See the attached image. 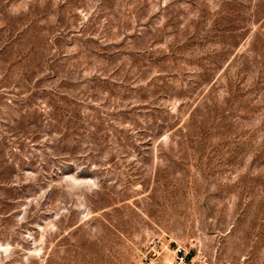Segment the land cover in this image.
<instances>
[{"label": "rangeland", "instance_id": "1", "mask_svg": "<svg viewBox=\"0 0 264 264\" xmlns=\"http://www.w3.org/2000/svg\"><path fill=\"white\" fill-rule=\"evenodd\" d=\"M264 264V0H0V264Z\"/></svg>", "mask_w": 264, "mask_h": 264}, {"label": "built area", "instance_id": "2", "mask_svg": "<svg viewBox=\"0 0 264 264\" xmlns=\"http://www.w3.org/2000/svg\"><path fill=\"white\" fill-rule=\"evenodd\" d=\"M171 264H173V263H171Z\"/></svg>", "mask_w": 264, "mask_h": 264}]
</instances>
